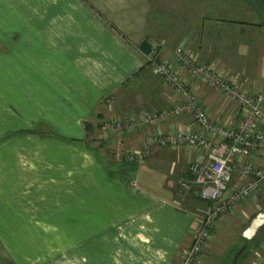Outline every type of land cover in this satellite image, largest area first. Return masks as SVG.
<instances>
[{
	"label": "crops",
	"instance_id": "1",
	"mask_svg": "<svg viewBox=\"0 0 264 264\" xmlns=\"http://www.w3.org/2000/svg\"><path fill=\"white\" fill-rule=\"evenodd\" d=\"M180 47L263 91L264 0H0V264L180 263L205 203L195 193L181 207L174 200L204 154L154 147L143 163L129 162L119 152L139 146L148 129L103 136L99 128L107 117L182 100L149 65L151 51L181 69L217 122L237 125L240 107L182 68ZM253 159L264 164L263 154ZM243 160L234 183L247 180ZM254 198L217 222L196 264L264 257Z\"/></svg>",
	"mask_w": 264,
	"mask_h": 264
},
{
	"label": "built area",
	"instance_id": "2",
	"mask_svg": "<svg viewBox=\"0 0 264 264\" xmlns=\"http://www.w3.org/2000/svg\"><path fill=\"white\" fill-rule=\"evenodd\" d=\"M175 58L197 82L209 85L240 107L242 117L237 125L217 122L200 103L195 87L189 83L181 69L159 60L156 51H151L147 56L149 65L166 85L183 97L182 100L159 111H147L124 118L107 117L99 128L103 136L148 129L139 146H130L119 152L117 157L129 162L143 163L154 147H188L204 154L205 160L194 161L189 165L185 177L181 179L177 199L174 200V204L181 207L182 199L195 193L205 203L192 230L191 244L180 253L179 264H196L198 258L204 255L217 222L240 202L252 198L264 187V164L253 159L255 155H264V129L259 128L264 118V90H246L228 72L201 61L185 48H178ZM184 114L191 118L178 129L151 130L163 121ZM242 158V175L247 180L234 183L236 162ZM257 219L263 224L264 212H260ZM255 264H264V257Z\"/></svg>",
	"mask_w": 264,
	"mask_h": 264
},
{
	"label": "rangeland",
	"instance_id": "3",
	"mask_svg": "<svg viewBox=\"0 0 264 264\" xmlns=\"http://www.w3.org/2000/svg\"><path fill=\"white\" fill-rule=\"evenodd\" d=\"M0 142H2V138L0 139ZM253 197H255L254 199H255V201H259L260 203H261V205H262V208H261V211L262 212H264V195H261L260 193H259V191L256 193V194H254L253 195ZM252 197V198H253ZM261 211H259V212H261ZM260 235H264V226L261 228V230H260V233H259V236ZM246 244V243H245ZM246 245H242L239 249H238V252H237V250L234 252V254H236V257L238 258V255H244V253H245V251L243 250L242 251V249H244V247H245ZM247 246H248V244H247ZM252 245H249V247H248V249L250 250V247H251ZM243 253H242V252ZM241 252V253H240ZM235 257V258H236Z\"/></svg>",
	"mask_w": 264,
	"mask_h": 264
},
{
	"label": "bare ground",
	"instance_id": "4",
	"mask_svg": "<svg viewBox=\"0 0 264 264\" xmlns=\"http://www.w3.org/2000/svg\"><path fill=\"white\" fill-rule=\"evenodd\" d=\"M258 225H259V222L254 223V226L248 230L247 234H251L253 229H255V227L258 226Z\"/></svg>",
	"mask_w": 264,
	"mask_h": 264
},
{
	"label": "water",
	"instance_id": "5",
	"mask_svg": "<svg viewBox=\"0 0 264 264\" xmlns=\"http://www.w3.org/2000/svg\"><path fill=\"white\" fill-rule=\"evenodd\" d=\"M245 248H246V246L244 247V249H245ZM244 249H242V251H243ZM242 251H241V252H242ZM241 252H240V253H241ZM238 256H239V255H238ZM236 259H237V257H236ZM235 262H236V261H235Z\"/></svg>",
	"mask_w": 264,
	"mask_h": 264
}]
</instances>
